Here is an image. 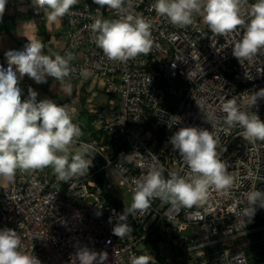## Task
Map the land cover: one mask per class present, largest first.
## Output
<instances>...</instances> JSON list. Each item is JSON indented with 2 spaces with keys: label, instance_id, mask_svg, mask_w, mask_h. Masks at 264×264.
I'll use <instances>...</instances> for the list:
<instances>
[{
  "label": "built area",
  "instance_id": "1",
  "mask_svg": "<svg viewBox=\"0 0 264 264\" xmlns=\"http://www.w3.org/2000/svg\"><path fill=\"white\" fill-rule=\"evenodd\" d=\"M256 2L241 0L245 25L217 35L198 13H193L192 24L174 26L154 11L155 0H126L123 14L143 16L151 24L153 47L124 63L104 55L90 28L96 19L114 20L121 13L100 8L93 0H80L70 9L64 16V56L71 54L72 71L65 78L83 83L96 76L112 106L96 111L98 132L76 141L89 147L88 174L65 182L51 177L47 167L17 169L13 181H0V229L18 232L21 251L35 255L41 264H78L77 247L87 245L107 252L106 264H130L133 255L151 254V236L163 226L168 249L179 261L250 264L249 254L255 253L257 264H264V208L258 207L251 219L242 214L248 207L246 195L264 191V141L245 140L243 129L224 123L221 111L227 99L235 98L264 121V99L256 108L245 107V93L264 89V73L257 72L264 67V49L240 62L232 54ZM82 70L89 73L86 78ZM173 116L180 123L169 128ZM189 126L207 129L218 139L217 151L233 178L232 188L227 194L210 190L208 200L192 208L153 199L147 212L129 215L131 235H113L115 218L112 223L109 218L113 210L122 213L130 207L123 196L133 193L135 179L152 166L162 167L166 179L170 172L189 173L169 143L179 127ZM121 154L131 156V162ZM19 223H24L23 229Z\"/></svg>",
  "mask_w": 264,
  "mask_h": 264
},
{
  "label": "clouds",
  "instance_id": "2",
  "mask_svg": "<svg viewBox=\"0 0 264 264\" xmlns=\"http://www.w3.org/2000/svg\"><path fill=\"white\" fill-rule=\"evenodd\" d=\"M126 0H93L100 8L121 13L114 20L96 19L90 25L95 34V43L104 55L114 61L127 62L138 55H147L152 47L151 24L143 16L124 13ZM246 2V0H245ZM78 0H31L37 14L43 13L47 21L55 23L69 13ZM7 0H0V18L3 17ZM241 0H155L152 8L157 15L166 17L174 26H188L193 23V13L202 16L208 29L217 35L235 32L245 25L241 18ZM100 8L97 12H100ZM264 49V0H257L250 6V20L240 39L235 43L232 54L240 62L254 58ZM7 67L0 65V177L14 180L17 169L36 170L51 166L62 181L89 173L92 159H87V145L70 149L82 135L81 129L73 122L66 105H58L45 98L37 100L38 92L29 87L27 98L22 99L20 80L27 75L37 84L47 83L52 77L63 84L70 75V53L45 54L44 44L39 40H28L22 50H8L4 53ZM264 73V67L257 69ZM85 78L89 75L82 70ZM249 99L245 107H257V101L264 99V89L245 93ZM199 107V106H198ZM224 123L229 127L239 126L245 140L264 141V121L257 113L249 112L237 104L235 98L227 99L221 107ZM174 119L168 127L180 123ZM207 122L215 128V123ZM180 158L190 170L187 175L170 172L166 179L162 167L152 166L150 170L133 181L132 203L122 213L113 210L109 223L115 224L113 235L124 238L131 235L133 228L128 223L129 215L144 213L151 201L159 198L172 206L192 208L203 205L209 198L210 190L228 193L233 178L227 171V164L218 154V139L213 132L198 127H179L169 138ZM226 151V149H224ZM131 162L132 157L121 154ZM153 155V159H155ZM248 207L243 215L251 219L257 208H264V191L254 190L246 195ZM98 216L101 212L96 213ZM20 229L24 223H19ZM21 240L15 229H0V264H41L32 254L21 251ZM78 264H106L108 253L96 252L87 245L77 247ZM149 255H133L130 264H151Z\"/></svg>",
  "mask_w": 264,
  "mask_h": 264
},
{
  "label": "crops",
  "instance_id": "3",
  "mask_svg": "<svg viewBox=\"0 0 264 264\" xmlns=\"http://www.w3.org/2000/svg\"><path fill=\"white\" fill-rule=\"evenodd\" d=\"M7 1L10 2L11 4L13 3V0H7ZM25 2H26L25 4L23 3L22 5H17V10L24 12L30 11V13L32 14V18L22 19L20 17H17L16 29L13 32L14 35L10 36L8 34H0V54L3 55V62L0 65H3L5 68L7 67V62L4 53L8 50H22L24 45L28 43V40L41 41L44 44L45 54L58 53L62 56V52L66 45V38L64 33L66 21L64 17L62 18V20H58L55 23H50L47 21L46 17L42 12L39 14L35 12L31 4V0H25ZM30 7L33 9L29 10ZM18 32L20 35H18ZM100 81L101 84L99 86L96 85L95 89L97 90L99 89L100 91L104 92L102 80ZM71 82L72 81L64 78L63 84H61L60 81H56L54 78L48 77L47 83L37 84L34 80L29 78L27 75H25L20 80L19 86L21 87L22 91L25 89L28 90L29 87L33 88L35 91L38 92L37 97L40 100L48 98L53 100L58 105H66L74 113L75 124L78 125L79 128L81 129L82 132L81 136H89L93 132L95 133L98 132V130L96 127L90 125L91 115H88V113H91L95 119H96V114H94V112L92 113V108H90L88 112V109L87 111H84V109L78 107L76 108V106H74L73 103L77 101V97L79 96V91L75 89L76 87H74V85L71 84ZM58 84L63 85L65 89L58 86ZM88 88L90 90V85H88ZM92 91H90V93L94 95ZM58 96L61 97L57 98ZM105 108L106 107L101 105L97 109H105ZM174 257L177 258L176 255Z\"/></svg>",
  "mask_w": 264,
  "mask_h": 264
},
{
  "label": "rangeland",
  "instance_id": "4",
  "mask_svg": "<svg viewBox=\"0 0 264 264\" xmlns=\"http://www.w3.org/2000/svg\"><path fill=\"white\" fill-rule=\"evenodd\" d=\"M23 3L24 4L26 3L25 0H13L12 6L9 5V7L6 11L7 14H10V12L13 11V9H17V5H22ZM29 6H31V5H29ZM32 9L33 8H31V7L29 8V10H32ZM107 15L109 17H111L112 13L108 12ZM18 35H20L19 32H18ZM98 80L99 79L96 76L92 77L90 80H88L87 82H83V83L82 82L79 83V82H75L73 80H70V81H72L71 84H73L74 87H76L75 89H77L79 91V96L77 97V101L73 103L74 106H76V108L78 107V108L84 109V111H87V109H88V112H89V109L92 108V113L94 112V114H96V111L98 110L97 108L100 107L101 105H103L107 109H109V107L112 106V102L110 100L111 96L108 95L105 91L102 92L99 89L98 90L95 89L96 85L99 86L101 84V81L99 80L100 81L99 82ZM91 81H93V82H91ZM88 85H90V90L88 88ZM58 86L65 89V87L61 84H58ZM183 86H184V88H186V85L183 84ZM90 91H92V93H94V95H92L90 93ZM59 97H61V96H58L57 98H59ZM109 97H110V99H109ZM106 108H105V110L107 111ZM88 115H91L90 125L94 126V127L98 126L99 123L96 122V119L92 116V114L88 113ZM80 147H81L80 145L75 143L72 146V148L70 149V151L74 154L76 149H78ZM86 158L90 159L91 157H90V155H87ZM91 169H92V166L90 167L89 170H91ZM47 170L50 172L51 177H54L56 175L51 166L47 167ZM3 180H4L3 177H0V181L3 182ZM132 196H133V193H131V192H127L125 194V196H123L129 205H131V203H132ZM162 228H163V226H159V228L157 229L155 234H153L151 236V239H150L153 243V248H154L153 250L150 249L151 254L149 256H151L153 258L151 263L152 264H194L193 261H190V260H186V261L182 262L180 259V261H179V258H175L174 255H172V253L168 249L169 245L164 240L165 234L162 232ZM145 244L149 245V242L147 241ZM172 248H174V247H172ZM176 249H177V247L174 248L175 251H176ZM174 254H175V252H174ZM254 254L255 253L249 254L250 264H257L255 256H253ZM256 255L260 256L259 253H256Z\"/></svg>",
  "mask_w": 264,
  "mask_h": 264
},
{
  "label": "trees",
  "instance_id": "5",
  "mask_svg": "<svg viewBox=\"0 0 264 264\" xmlns=\"http://www.w3.org/2000/svg\"><path fill=\"white\" fill-rule=\"evenodd\" d=\"M9 5L12 6V4H10L7 1L4 15L2 18H0V34H8L10 36H13L14 35L13 32L15 31L16 25H17L16 18L20 17L23 19H30L32 18V15L30 11L24 12V11H18L17 9H15L16 11L13 10L10 14H7L6 11ZM62 56H64V50L62 52ZM2 62H3V55L0 54V64H2ZM22 92H23L22 99H26L27 89L23 90ZM37 100H40V99L37 97Z\"/></svg>",
  "mask_w": 264,
  "mask_h": 264
}]
</instances>
